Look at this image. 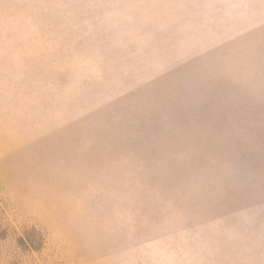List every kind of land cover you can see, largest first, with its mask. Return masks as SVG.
<instances>
[{
    "label": "rangeland",
    "instance_id": "374dc122",
    "mask_svg": "<svg viewBox=\"0 0 264 264\" xmlns=\"http://www.w3.org/2000/svg\"><path fill=\"white\" fill-rule=\"evenodd\" d=\"M0 264H264V0H0Z\"/></svg>",
    "mask_w": 264,
    "mask_h": 264
}]
</instances>
